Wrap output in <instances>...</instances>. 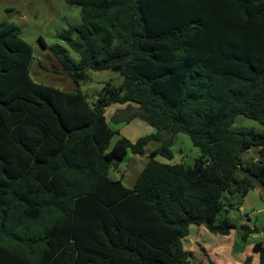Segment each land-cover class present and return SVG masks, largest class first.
<instances>
[{
    "label": "trees",
    "instance_id": "16d2710c",
    "mask_svg": "<svg viewBox=\"0 0 264 264\" xmlns=\"http://www.w3.org/2000/svg\"><path fill=\"white\" fill-rule=\"evenodd\" d=\"M64 1L80 23L59 38L79 59L51 45L61 70L76 86L88 69L122 81L92 105L77 87L35 83L20 28L0 21V264H190V226L228 235L233 223H215L223 194L264 192V133L230 128L237 115L264 126V0ZM111 104L134 105L127 121L153 132L108 149ZM178 133L200 152L191 167L154 160L171 159ZM150 141L131 188L108 176ZM252 250L264 264L262 243Z\"/></svg>",
    "mask_w": 264,
    "mask_h": 264
},
{
    "label": "rangeland",
    "instance_id": "374dc122",
    "mask_svg": "<svg viewBox=\"0 0 264 264\" xmlns=\"http://www.w3.org/2000/svg\"><path fill=\"white\" fill-rule=\"evenodd\" d=\"M0 21L12 22L20 28V39L29 46L32 59L28 69L29 78L38 84L50 86L61 91L76 89L85 96L89 105H92L97 94L106 82L118 87L121 77L111 71L86 70V81L79 82L78 86L60 68L48 47L59 44L68 58L76 63L79 59L76 54L59 35L68 27L80 23V8L68 5L64 0H0ZM40 39L45 44L42 46ZM126 104H111L104 109V116L108 126L116 131L109 143L108 149L118 137L135 141L138 137L153 132V129L144 121L132 118L127 121L128 115L135 106ZM230 128L238 131H255L264 133V126L258 121L237 115ZM159 143L150 141L144 146V153L133 155L129 151L110 166L108 176L111 179H120L126 188H131L139 171L148 160L149 152L158 147ZM171 159L155 156L154 160L164 164H183L191 167L194 160L200 156L198 148L194 147L185 133L174 136L170 147ZM255 157L254 150L247 151L241 156L243 162L251 161ZM236 175H240L239 172ZM222 201L227 205L217 216L216 222L225 219L235 225L228 235H218L209 232L203 226H190L189 238L183 241L184 249L191 252L190 264H211L206 250L210 252L213 261L221 264L223 261L239 264L246 256L254 255L252 244L261 242L264 247V231L251 232L243 242L239 237L244 231L261 229L264 227V192L259 188L250 190L245 196L224 193ZM204 245L206 249L202 246ZM219 256H216V255Z\"/></svg>",
    "mask_w": 264,
    "mask_h": 264
},
{
    "label": "crops",
    "instance_id": "0c3cea01",
    "mask_svg": "<svg viewBox=\"0 0 264 264\" xmlns=\"http://www.w3.org/2000/svg\"><path fill=\"white\" fill-rule=\"evenodd\" d=\"M250 150H251V149H250ZM252 150H254V149H252ZM248 151H249V150H248ZM246 152H247V151H246ZM246 152H244L242 155H244ZM254 153H255V157H256V151H255V150H254ZM255 157L253 158V160H255ZM237 172H238V171H236V173H237ZM236 173H235L236 178H237V179H240L242 176H241V175H236ZM188 235H189V234H188ZM188 235L184 238V240L189 238ZM184 240H183V241H184ZM246 240H247V239H246ZM252 245H253V244H252ZM202 246L204 247V249H206L204 245H202ZM262 246H263V245H262ZM206 254H207V257L209 258V260H210L213 264H219V263H217L216 261H213L214 259H212L209 250H208V251L206 250ZM215 255H216V254H215ZM216 256H219V255H216ZM250 258H251L250 264H258V255H257V253H255L254 255H251ZM221 264H233V263H230V262H228V261H226V262L223 261ZM239 264H241V262H240Z\"/></svg>",
    "mask_w": 264,
    "mask_h": 264
}]
</instances>
